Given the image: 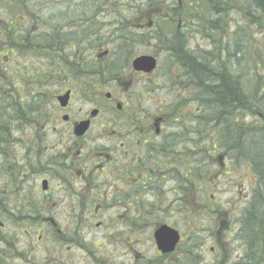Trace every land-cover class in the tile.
I'll use <instances>...</instances> for the list:
<instances>
[{
  "label": "flooded vegetation",
  "instance_id": "af4514ba",
  "mask_svg": "<svg viewBox=\"0 0 264 264\" xmlns=\"http://www.w3.org/2000/svg\"><path fill=\"white\" fill-rule=\"evenodd\" d=\"M0 1L16 15L8 25L0 22V29L9 34L2 44L13 47L12 65L9 57H3L0 65L4 60L11 66V74L33 79L30 93L38 101L28 119L16 122L22 126L19 132L30 138L28 172L44 176L39 181L42 200L25 198L18 203L17 197L8 204L13 206L12 213L16 210L15 223H27L34 230L29 231L32 235L23 233L35 235L36 244H49L42 254L31 248L19 250L18 237L9 240L3 234L0 207V264H107L108 257L95 241L97 231L107 237L112 252L126 248L129 263L180 264L184 238L191 250V226L189 234L180 230L181 221L188 219L191 224V138L180 137L182 127L190 123L179 117L173 103L155 98L148 102L150 85L167 82L164 69L160 81L154 84L150 79L159 69V53L145 54L157 60L151 74L135 72L133 56L124 64L126 56L114 37L121 25L111 19L112 13L100 23L99 0ZM139 4L145 6L146 0ZM43 13L44 19L39 17ZM143 14L138 23L130 24L141 36L156 30L160 52L173 42L190 45L191 0H160ZM156 19L168 25L173 36L150 22ZM101 26L113 29L104 36ZM36 40L45 52L37 68L31 61L36 57ZM101 42H107L103 48ZM139 43L151 45L152 41L145 38ZM19 60L24 63L18 65ZM106 61L121 65L103 69ZM170 67L171 63L165 70ZM0 71L6 70L0 67ZM52 89V103H48L46 94ZM60 97H66L64 105ZM257 117L264 123V113ZM252 172L258 211L264 204V177L260 166ZM2 179L0 176V185ZM51 185L59 188L58 199H53ZM3 195L1 191L0 201L7 200ZM255 221L259 233L264 218L256 212L242 217L241 228L251 227ZM163 226L180 235L179 244L168 254L157 249L154 239ZM146 233L156 254L153 260L135 249L143 245Z\"/></svg>",
  "mask_w": 264,
  "mask_h": 264
},
{
  "label": "rangeland",
  "instance_id": "374dc122",
  "mask_svg": "<svg viewBox=\"0 0 264 264\" xmlns=\"http://www.w3.org/2000/svg\"><path fill=\"white\" fill-rule=\"evenodd\" d=\"M102 1L103 0H99L100 3ZM139 1L140 0H110V3H119L121 7L124 6L129 22L138 23L139 20L144 18V16L142 18H137L132 17L131 14L133 7L132 4H139ZM173 1L177 2V0ZM40 7L43 8L44 6ZM42 12H47V10H43ZM52 12L59 14V10L56 9H53ZM48 13H46L45 16H47ZM43 15L44 13L41 14V16L39 15V17L44 19ZM116 15L117 14L115 13V16ZM15 17L16 15H14V11L9 5L0 4V22L2 25H8L11 20L15 19ZM99 17L102 20L107 18V11L103 14L99 11ZM111 19L115 21V18L111 17ZM196 22L197 21H195V23ZM223 23L224 29L229 31L228 33L230 35H232L231 33L237 27V34H240L235 37L241 39V42L245 43V51L239 53V57L241 58V67L239 69L242 74V82L244 81V83L250 87L249 78H251L254 65L258 63L260 64L264 60V14H260L258 23L255 24V26L248 24L251 28L246 29L247 32L241 30L247 22L244 21L243 14L239 10H232V12L224 17ZM112 29L113 27L103 28L101 26L100 28L101 33L104 36H107V32L112 31ZM195 29H191L189 50L197 55L203 54V56L206 57L204 53L212 48L213 42L214 44L219 45L222 42V39L219 38V33L216 34L214 38H211L208 32L202 35L201 31H196ZM246 33L247 35H245ZM157 51L155 42L153 45L143 43L138 47L134 57L151 53L153 54ZM158 53L159 69L150 79L151 82L154 81V84L160 81L158 77L161 76L162 70L164 69V76L166 77L167 82L163 84V82L160 81L159 85L154 87L152 84L150 85L148 102H152L153 98H155L158 102L179 103V96L173 93L180 90L177 86L180 83L178 80L179 69L172 65L170 70H165V66L167 64L170 65L169 55L160 51H158ZM43 55H45V52L36 53V57L31 59L35 64V68L42 65L39 59L43 57ZM12 60L13 59H10V65H12ZM3 62L4 63L0 65V67L1 69L6 70L3 73L7 74L6 76L11 82V85L6 83L8 85H4V89L10 86L12 90L15 89L18 91L19 94H21L20 100L22 101L23 108L28 111L31 108V106H28L32 100L30 96L27 97L26 95L33 93L32 89H30L32 86L30 84L33 79L31 77L21 78L14 73H9L12 71L11 66L5 65L7 62L4 60ZM17 63L18 65H22L24 62L19 60ZM217 64L218 62L210 63L209 67H212V65L215 67ZM259 74L263 75L264 81V65L261 66ZM59 81L60 80H57L55 83H49L52 84L50 87L55 86L54 84ZM247 90L251 89L247 88ZM54 91L55 89H52L49 91L50 94H46V102L52 103L50 98L54 94ZM183 101H186V98H184ZM195 107L196 104L191 102V105H185L181 111L182 118L188 120V123H190L189 119H191V110ZM8 124V128H12L11 133H13L9 149L11 148L15 153L14 155L11 153L9 157H7V161L0 158V176L3 178L0 185V193L2 191L4 193V198L7 199L6 203L2 206L3 210L1 211L2 218H4L5 221L3 234L10 238L9 240L18 237L17 248L19 250L23 251L31 248L42 254V252H44L43 250L46 249L49 244L46 242L36 244L35 235L28 237V234H31L29 231L34 230L27 226V223H15L17 221L13 219L12 216L16 213V210L12 213L13 206L12 204H7V202L14 201V198L17 197L18 203L22 202L25 198H28L31 202L34 200H42L43 195L40 191L39 181L44 176L42 174L32 175L28 172L27 144L30 140L28 137L29 134L19 132L22 126L21 128L18 127L19 125L16 121L9 122ZM207 149L208 157L210 156L212 158V166L197 173L196 177L191 180V224L188 219L184 220V222H180V230L182 232L185 231L187 234L190 233L191 226V245L195 244L193 251L197 250L198 253L197 255L193 253L191 256V262H187V256L182 250L187 249V238H184V244L180 249L181 251L179 254L180 264H247L245 255L249 246L245 234L249 231V228H251L253 234H257V221L253 222V224L251 223V227H244V229H242V217L251 216L256 212L257 215L263 219L264 204L261 205L258 211H255L257 195L254 193V180L249 165H245V163L243 165L235 164L233 160L226 156L223 160V166L222 164L219 165L217 158L220 155H223V153L220 151L215 152L211 144H207ZM192 158L193 156H191V169L193 168ZM51 186V194L54 193L53 199H58L59 188L54 187L53 185ZM14 208L16 209L15 205ZM23 231H28L29 233L26 235ZM145 235L146 240H144L143 245L137 246L135 249H141V252H144L143 254L146 252L148 258L153 260L156 258V254L149 235L147 233ZM95 237H97V240L95 241L100 247V252L108 257L107 264H134V261H130L129 263L127 257L131 256L125 255L127 253L126 248L121 252L118 250L116 253L112 252L111 244H108L106 240L107 237L101 231H97ZM255 246L256 249L254 250V253L256 256L250 264H264V229L261 236L258 237ZM107 248L111 251H108ZM261 254L263 255V258H261Z\"/></svg>",
  "mask_w": 264,
  "mask_h": 264
},
{
  "label": "trees",
  "instance_id": "16d2710c",
  "mask_svg": "<svg viewBox=\"0 0 264 264\" xmlns=\"http://www.w3.org/2000/svg\"><path fill=\"white\" fill-rule=\"evenodd\" d=\"M108 1L110 0H103L100 3V13L103 14L105 11L112 13L115 21L118 20L120 23L121 26L115 30L114 37L118 39L115 45L123 48V53L126 56L124 64L128 65V58L134 56L139 45L142 44L139 43L140 40L147 38L156 44L157 31L150 30L147 32L148 36L147 34L141 36L134 25L130 24L124 6L118 7V3H108ZM159 2L160 0H146L145 6L132 4V17L142 18L145 15L143 13L149 7L157 6ZM232 10L242 12L244 21L247 23L241 30L247 32L246 29L251 28L248 24L255 26L260 14H264V0H191V29L196 28L195 30L201 31L202 35L208 32L211 38L219 33L222 42L219 45L213 42L212 48L204 53L206 57L208 55L207 58H199L203 54L197 55L191 52L189 46L185 45L183 41L162 46V49L173 58V63L179 69L180 102L196 104V107L191 110L190 125L182 128L180 132V137L191 138V156H193L191 180L196 177L197 173L212 166V158L207 155V144H211L215 152H222L235 164L243 165L245 163L252 170L255 166H260V173L264 177V123L257 117V113H264V81L263 75L259 74L264 60L262 63L254 65L251 78H249L250 87H248L244 81L242 82V74L239 69L241 67L239 53L245 51V43L235 37L240 34H237V27L231 33L232 35L224 29L223 19ZM153 17L154 15H152ZM195 21L197 22L195 23ZM100 22L102 23L103 20L100 19ZM155 23H157L156 26L160 25L163 31L173 36V30H170L168 25H162L157 19ZM7 33L0 29V63L3 57H13L11 44H2L5 36H9ZM106 43L101 42L100 48H103ZM156 47L159 48V46ZM43 51V45L39 43V40H36L35 54ZM214 62H218L217 66L209 67L210 63ZM102 65L106 67L103 69L110 70L109 68H113L114 65L119 66L121 63L113 65L110 61H106ZM0 73V158L7 161V157L11 153L13 155L15 153L11 148L9 149L13 123L12 128H8V123L28 119L31 108L28 111L23 108L20 100L21 94L18 91L12 90L10 86L4 89V85H8L6 83L11 85V82L7 78V74L1 71ZM247 88L251 90H247ZM26 96H30L32 100L28 107L38 101L35 96L30 94ZM184 98L186 101H183ZM179 110L181 111L182 108ZM261 181L264 184V180L261 179ZM6 201H0V207ZM258 231L260 232L257 234L261 236L263 230L258 228ZM257 234H253L251 228L245 234L249 246L245 255L247 264H250L256 256L254 250L259 237ZM194 245H191V250L188 249V246L185 250L189 252L186 254L187 262L190 253L191 256L193 253L196 255L198 253L197 250L193 251ZM261 258H263L262 254Z\"/></svg>",
  "mask_w": 264,
  "mask_h": 264
},
{
  "label": "water",
  "instance_id": "95a60500",
  "mask_svg": "<svg viewBox=\"0 0 264 264\" xmlns=\"http://www.w3.org/2000/svg\"><path fill=\"white\" fill-rule=\"evenodd\" d=\"M157 62L151 56H140L133 60L132 68L135 72L150 74L156 69ZM66 97H60L59 102L65 104ZM157 249L163 253L168 254L175 250L180 241L179 233L169 229L166 226L159 228L154 234Z\"/></svg>",
  "mask_w": 264,
  "mask_h": 264
}]
</instances>
